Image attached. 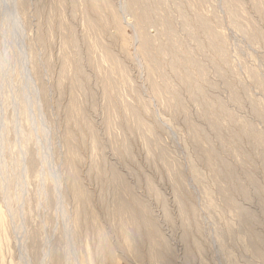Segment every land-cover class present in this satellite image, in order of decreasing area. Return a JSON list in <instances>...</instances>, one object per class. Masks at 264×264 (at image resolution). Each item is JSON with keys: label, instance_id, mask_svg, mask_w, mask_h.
Instances as JSON below:
<instances>
[{"label": "rangeland", "instance_id": "374dc122", "mask_svg": "<svg viewBox=\"0 0 264 264\" xmlns=\"http://www.w3.org/2000/svg\"><path fill=\"white\" fill-rule=\"evenodd\" d=\"M0 264H264V0H0Z\"/></svg>", "mask_w": 264, "mask_h": 264}, {"label": "bare ground", "instance_id": "6f19581e", "mask_svg": "<svg viewBox=\"0 0 264 264\" xmlns=\"http://www.w3.org/2000/svg\"><path fill=\"white\" fill-rule=\"evenodd\" d=\"M80 190V189H79ZM121 212V211H120Z\"/></svg>", "mask_w": 264, "mask_h": 264}]
</instances>
